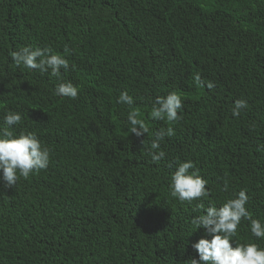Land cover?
Segmentation results:
<instances>
[{
  "label": "trees",
  "instance_id": "16d2710c",
  "mask_svg": "<svg viewBox=\"0 0 264 264\" xmlns=\"http://www.w3.org/2000/svg\"><path fill=\"white\" fill-rule=\"evenodd\" d=\"M25 46L51 48L68 70L16 66L10 53ZM62 82L76 99L54 94ZM172 92L180 119H151ZM9 112L21 116L9 131L34 134L50 163L15 187L0 170V264H199L193 245L212 237L192 219L240 190L264 226V0H0V130ZM169 128L155 164L150 145ZM189 161L209 192L191 203L170 195ZM249 241L264 249L242 219L230 243Z\"/></svg>",
  "mask_w": 264,
  "mask_h": 264
},
{
  "label": "clouds",
  "instance_id": "9594fccd",
  "mask_svg": "<svg viewBox=\"0 0 264 264\" xmlns=\"http://www.w3.org/2000/svg\"><path fill=\"white\" fill-rule=\"evenodd\" d=\"M65 54L68 49H64ZM16 66L23 65L30 70H38L41 74L50 70L53 77L61 75V69L65 71L69 68V63L60 55L52 54L51 48H35L31 46L21 47L18 51L10 53ZM197 85L201 84L200 76L194 77ZM206 87L209 90L214 88L211 82ZM55 95L76 99L78 96L77 88L72 83H60L55 89ZM118 103L128 106L133 105V98L127 92H122L118 98ZM247 108L244 100H236L232 108L233 117L239 118L241 111ZM182 109V102L179 95L175 92L169 93L166 97H157L150 117L153 120H167L169 123L180 119L178 111ZM140 112L133 109L127 115V122L130 125V133L137 137L147 134L149 129L142 119H139ZM5 127L0 130V170L3 172V180L9 187H15L20 178L27 180L30 174H38L46 170L50 163V150L42 148L41 143L32 133L20 132L13 135L9 129L21 123L19 114L9 112L4 119ZM171 128L156 132L150 145L151 151L148 155L152 162L158 164L165 156L163 151H159L160 141L165 136L171 137ZM194 165L191 161L179 163L174 174L171 176L170 195L181 202L200 200L209 195L206 191L207 181L193 171ZM228 184L225 182L224 190L227 191ZM249 197L246 191L240 190L235 198H229L219 208L210 206L206 214L192 219L191 223L196 228H203L210 235L211 240L200 239L193 245L199 255V264H264V249L251 241L241 244L236 243L233 248L230 241L237 235V229L242 219L250 223L252 236L257 239L264 238V226L247 211L246 205ZM197 209H203V205H197ZM191 264H198L195 259Z\"/></svg>",
  "mask_w": 264,
  "mask_h": 264
}]
</instances>
